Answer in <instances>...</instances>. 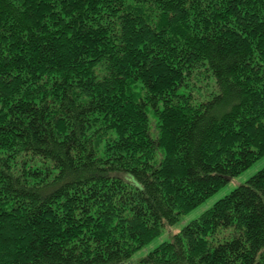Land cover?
Returning a JSON list of instances; mask_svg holds the SVG:
<instances>
[{"label": "trees", "instance_id": "16d2710c", "mask_svg": "<svg viewBox=\"0 0 264 264\" xmlns=\"http://www.w3.org/2000/svg\"><path fill=\"white\" fill-rule=\"evenodd\" d=\"M264 156V0H0V264H126ZM136 264H264V168Z\"/></svg>", "mask_w": 264, "mask_h": 264}, {"label": "rangeland", "instance_id": "374dc122", "mask_svg": "<svg viewBox=\"0 0 264 264\" xmlns=\"http://www.w3.org/2000/svg\"><path fill=\"white\" fill-rule=\"evenodd\" d=\"M264 168V156L252 164L247 170L242 172L237 177L231 179L223 188H221L217 193L207 199L205 202L197 206L195 209L189 213L182 215L179 221L172 225L165 227L161 234L145 245L143 248L138 250L132 255L130 260L126 264H136L142 258H144L150 251L158 247L163 242H168L172 239L173 235L178 233L185 225L191 221L199 218V216L209 208H211L215 202L225 197L232 190L236 189L240 185L246 183L252 176H254L258 171Z\"/></svg>", "mask_w": 264, "mask_h": 264}]
</instances>
